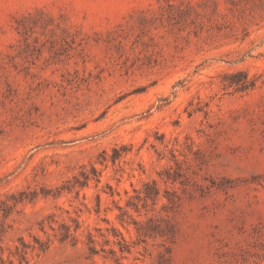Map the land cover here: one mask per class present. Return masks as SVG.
Masks as SVG:
<instances>
[{"label": "rangeland", "instance_id": "374dc122", "mask_svg": "<svg viewBox=\"0 0 264 264\" xmlns=\"http://www.w3.org/2000/svg\"><path fill=\"white\" fill-rule=\"evenodd\" d=\"M0 264H264V0H0Z\"/></svg>", "mask_w": 264, "mask_h": 264}, {"label": "trees", "instance_id": "16d2710c", "mask_svg": "<svg viewBox=\"0 0 264 264\" xmlns=\"http://www.w3.org/2000/svg\"><path fill=\"white\" fill-rule=\"evenodd\" d=\"M231 84H236L238 86V88L240 90H245V89H249L251 87H253L255 85V81L250 79L248 77V74L244 71H238L236 73H234L233 77H232V80L230 82ZM94 171H96L95 169H93ZM90 179V175L86 174L85 175V180L84 182H81V184H86L87 181ZM159 191L157 189L155 190H146L145 192V195H144V198H154L158 195ZM138 198H141V196L139 195ZM71 236V233H70V230L67 229L63 234H62V238L61 239H65L67 237ZM118 243H120V247H121V250L123 251L124 249H126V245H122V242L121 240H118ZM92 251L95 252V248H92Z\"/></svg>", "mask_w": 264, "mask_h": 264}]
</instances>
